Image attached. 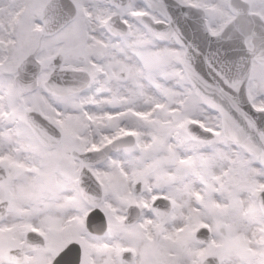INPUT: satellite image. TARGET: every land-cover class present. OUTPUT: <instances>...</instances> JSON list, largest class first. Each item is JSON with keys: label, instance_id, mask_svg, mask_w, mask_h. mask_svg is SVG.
<instances>
[{"label": "snow or ice", "instance_id": "1", "mask_svg": "<svg viewBox=\"0 0 264 264\" xmlns=\"http://www.w3.org/2000/svg\"><path fill=\"white\" fill-rule=\"evenodd\" d=\"M0 264H264V0H0Z\"/></svg>", "mask_w": 264, "mask_h": 264}]
</instances>
